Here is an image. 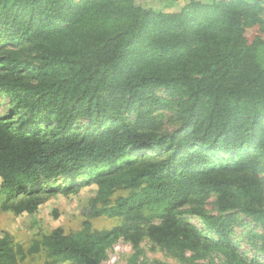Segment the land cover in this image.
<instances>
[{
	"label": "trees",
	"instance_id": "16d2710c",
	"mask_svg": "<svg viewBox=\"0 0 264 264\" xmlns=\"http://www.w3.org/2000/svg\"><path fill=\"white\" fill-rule=\"evenodd\" d=\"M185 1L0 0L3 207L33 213L55 189L32 187L103 166L92 213L118 220L42 234L47 264H107L119 237L134 258L147 239L180 264H264V8ZM23 255L0 238V264Z\"/></svg>",
	"mask_w": 264,
	"mask_h": 264
},
{
	"label": "rangeland",
	"instance_id": "374dc122",
	"mask_svg": "<svg viewBox=\"0 0 264 264\" xmlns=\"http://www.w3.org/2000/svg\"><path fill=\"white\" fill-rule=\"evenodd\" d=\"M201 1L208 2V0ZM133 2L145 9L151 8L155 12L179 11L186 3L185 0H133ZM259 2V6L264 8V0ZM155 68L159 70L162 66L158 65ZM9 103L10 98L0 91V113L9 109ZM162 114L169 115V112L164 110ZM170 121L171 119L164 118L166 125ZM104 169L103 166H90L79 173L58 176L43 182L40 186L32 187L55 189L54 194L44 200L33 213H17L12 209H5L2 204L4 196L0 192V238L6 233L9 234V237L15 243L22 245L25 251V255L15 264H47L44 250L38 248L36 244L42 234L49 233L57 227H61L65 234L73 235L85 229L101 231L118 224V220L114 217L92 213L90 199L97 190L92 179ZM190 221L199 229H204L203 224L196 218L191 217ZM236 232L240 233L241 228H236ZM140 247L142 252L134 258L135 249L132 244L119 237L105 248L103 262L107 264H180L161 248L153 247L147 239L141 241ZM200 264H207V262L200 261Z\"/></svg>",
	"mask_w": 264,
	"mask_h": 264
}]
</instances>
